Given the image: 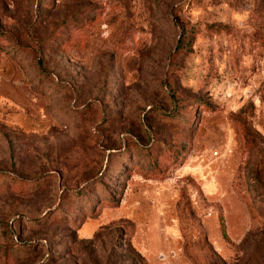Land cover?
I'll return each instance as SVG.
<instances>
[{
	"label": "rangeland",
	"instance_id": "rangeland-1",
	"mask_svg": "<svg viewBox=\"0 0 264 264\" xmlns=\"http://www.w3.org/2000/svg\"><path fill=\"white\" fill-rule=\"evenodd\" d=\"M0 264H264V0H0Z\"/></svg>",
	"mask_w": 264,
	"mask_h": 264
}]
</instances>
